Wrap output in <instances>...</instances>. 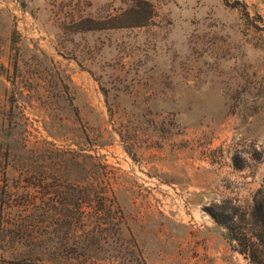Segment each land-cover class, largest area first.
<instances>
[{"label": "rangeland", "instance_id": "obj_1", "mask_svg": "<svg viewBox=\"0 0 264 264\" xmlns=\"http://www.w3.org/2000/svg\"><path fill=\"white\" fill-rule=\"evenodd\" d=\"M256 216L264 0H0V264H264Z\"/></svg>", "mask_w": 264, "mask_h": 264}, {"label": "crops", "instance_id": "obj_2", "mask_svg": "<svg viewBox=\"0 0 264 264\" xmlns=\"http://www.w3.org/2000/svg\"><path fill=\"white\" fill-rule=\"evenodd\" d=\"M212 225L215 226V223H212ZM221 231L225 232L223 229H221ZM213 240H215V239H213ZM218 243L220 245L218 247H212L213 244H211L208 247L207 253L210 254V257H212V259L210 261L214 264H239L238 252L235 250H233V252L227 251V249H225V243H226L225 239H218ZM203 257H207V256H204L203 252H201L199 255L193 256L191 258L190 264H205V263H207L209 260L208 259L204 260Z\"/></svg>", "mask_w": 264, "mask_h": 264}, {"label": "trees", "instance_id": "obj_3", "mask_svg": "<svg viewBox=\"0 0 264 264\" xmlns=\"http://www.w3.org/2000/svg\"><path fill=\"white\" fill-rule=\"evenodd\" d=\"M87 157L89 159H93L94 158V155L89 154V155H87ZM216 218H218V217H216ZM256 219H257L256 224H260L259 225L260 227H264V219L260 218V216H256ZM218 222H219V224L224 225L228 229L227 236H228V239H229L230 242L231 241H234V240H238L237 237H235V235L232 233V231L235 228L234 225L233 226L232 225H228L226 222H223V220H220V219H218ZM254 236H255V238L259 242H261L262 244H264V236L262 234L254 235ZM240 253L246 259H249L252 264H261V261H258L259 259H258V256H257V253L256 252H251L250 254H248L246 252V250H244V249L241 250L240 249Z\"/></svg>", "mask_w": 264, "mask_h": 264}]
</instances>
